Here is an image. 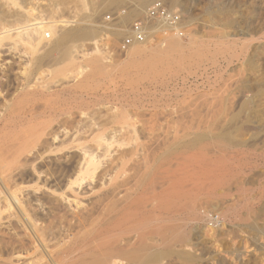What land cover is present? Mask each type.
Masks as SVG:
<instances>
[{
	"label": "rangeland",
	"instance_id": "374dc122",
	"mask_svg": "<svg viewBox=\"0 0 264 264\" xmlns=\"http://www.w3.org/2000/svg\"><path fill=\"white\" fill-rule=\"evenodd\" d=\"M145 1L144 7H138ZM155 1L0 0V34L4 36L0 82L13 94L6 100L23 97L13 83L9 87L5 76L14 79L19 75L22 79L37 71L34 88L45 92L37 100H66L65 108L73 109L68 117L72 127L67 130L73 131L82 115L80 121L87 133L92 123L93 129L102 130L103 144L110 145L109 154L136 149L134 159L128 158L130 173L126 178L134 180L147 173L151 181H174L178 200L172 202L170 191H166L164 196L170 201L160 199L164 204H160L158 216L162 213V222L168 217L169 222L173 219L171 225L168 221L164 225L178 224V234H185L180 238H186L181 241L178 237L185 243L179 245L189 246L202 264H264V0H164L181 12L186 32L181 42L187 43L190 34L202 55L199 52L190 56L183 67L172 64L169 69L136 78L127 67L124 70L128 52L119 53L117 47L132 22ZM41 19L69 22L65 23L67 27H58L56 33H51L50 40H44L46 47L16 36L5 37L7 31ZM83 29L91 30L93 35L79 37ZM71 36L67 44L71 58L63 62L58 49L51 52ZM163 42L156 36L148 48L158 44L164 47ZM7 49L11 50L9 54L5 53ZM95 60L104 65L108 75L98 77L84 89L82 83L93 70ZM72 62L74 67L60 76L58 71ZM74 100H82L83 104L82 114L75 115V119ZM111 116H116L115 122ZM110 118L113 122L108 121ZM126 125L134 131L130 133ZM124 137L127 142H122ZM85 144L96 145L92 140ZM139 151L141 156H136ZM49 158L41 166L39 162L33 164L35 170L25 177L18 194L26 197L31 191L35 197L38 193L46 205L55 201L56 213L61 216H80L97 206L93 210H99L97 197L103 192L99 179L82 190L69 192L62 202L53 191L63 184L54 186L56 189L49 184H35L38 171L55 160ZM66 161L65 165L71 164ZM135 163L141 165L136 167ZM155 172L160 173V178ZM52 202L44 208L53 206ZM169 203L176 205L169 207ZM3 227L0 232L6 231ZM172 256L169 254L166 262H171Z\"/></svg>",
	"mask_w": 264,
	"mask_h": 264
},
{
	"label": "bare ground",
	"instance_id": "6f19581e",
	"mask_svg": "<svg viewBox=\"0 0 264 264\" xmlns=\"http://www.w3.org/2000/svg\"><path fill=\"white\" fill-rule=\"evenodd\" d=\"M144 5H146V1L138 7L142 8ZM68 22H47L45 19L32 22V24L28 22L24 26L7 31L8 34L5 37L16 36L21 40H28L32 44L37 43L45 46L43 42H45L46 36L49 35L51 38V33H56L58 27H67L68 25L65 23ZM51 23L56 24L50 25ZM178 30L183 32L182 36L178 31V35L173 34L162 38L165 42L164 47H160L158 44L156 48L149 49L148 44L151 42L132 46L127 53L128 57L124 70L127 67L129 73L135 75L136 78H142L155 74L166 67L169 69L172 64L182 66L184 62L189 60L190 56L199 55L200 46L198 47V43L192 39L190 34H188L187 43L181 42V37H184L186 33L183 28V21L178 26ZM92 35L91 30L83 29L79 37L85 39ZM3 38L4 36L0 34V46ZM67 39L69 40L60 41L51 52L54 54L55 50L58 49V53H62L60 60L63 62L71 58L67 44L72 41V36ZM10 52L11 50L7 49L5 53L9 54ZM201 53L200 55H202ZM74 65L75 63L72 62L63 67L58 71V74L60 76L66 75ZM92 65L93 70L82 83L81 87L84 89L98 77L108 75L104 65H101L98 60L93 61ZM36 73L37 71L32 75L25 76V78L23 76L22 79V76L19 75V77L15 76L14 79L10 75L5 76L10 84L9 87L13 83L12 87H15V91H20L19 96L23 97L20 100L19 98L6 100L8 96L13 94H10L9 89H6L4 84L0 82V204L3 201V204L0 205V227L6 226V231L0 232V264H120L124 262L126 264H173L175 262L179 264L178 260L181 264H202L201 259L197 258L191 250H188L189 246L179 245V243L185 244L178 241L181 236L185 237V234L181 235L182 233L180 234L179 231V236L178 227H176L178 224L169 226L171 225L170 222L173 221L172 218L169 222L167 215L166 221L162 222V213L158 216V210L164 204L160 203V199L168 197L164 196L166 191H170L169 198L172 199V202L174 199L178 200V186L173 184L174 181L172 183L169 181V178L173 176L168 178L170 183L161 182L160 173L157 172L155 173L159 178L155 179H159V182L149 180L147 173L145 177L139 173L142 177L133 178L134 180L126 178V174L130 173H127V170L130 169L127 168L128 158L134 154L136 149L131 148L132 150L127 152L109 154L110 145L103 144L105 135L101 132L102 130L93 129L92 123L88 126L92 130H88L87 133L84 124L82 126L84 122L80 121L82 115L76 121L75 130H67L70 126L72 127L68 117H71L69 115L72 114L70 111L73 109H67V106L65 108L66 104H63L66 100H37L45 92L34 88L33 82ZM2 96L3 98H1ZM74 102L75 114L72 117L79 116L83 111L82 100H74ZM111 114L113 115V113ZM115 117L111 116L113 121L116 120ZM111 118L108 121L111 122ZM129 123L130 126L133 124ZM130 126H127V129L131 131V128H128ZM129 139L131 140L130 137ZM90 140L94 141L96 145L85 144ZM125 141L127 142L128 138L125 140L124 137L122 142ZM140 151L137 152L138 155L136 154V156L140 155ZM57 156L60 157L57 158ZM49 157L55 158V160L49 165L47 164L45 169L38 171L39 176H36L35 184H49L51 187L63 184L57 189L53 188L56 189L53 191V195L57 194L58 197H56L62 202L67 200L69 192H75V189L82 190L87 187V184L92 185L96 183L94 181L97 180L98 182L99 179L103 186V192L101 189L100 196L97 195L99 210H93L99 208L93 206L92 210L88 209L80 216L69 217L67 216L69 214L61 216L62 214L56 213L55 201H50L53 206L50 204L44 208L46 204L39 199L38 193L36 195L38 198L32 197L33 192L30 194L31 191H28L29 194L28 192L27 194L24 193L26 197L18 194L19 190L22 191L25 177L30 174V171L32 174L35 170L33 164L35 162L40 164ZM67 159L71 164L66 163L65 165L64 162H67ZM144 160L143 162L147 163V160ZM143 162L141 161V163ZM136 164L139 165L140 163ZM131 168L133 169V167ZM143 168L142 171L145 170ZM149 169L148 172L153 174L154 171ZM36 191L39 190L36 189ZM169 198H166L165 201H170ZM50 202L48 201L47 205ZM173 204L169 203L168 206L176 205ZM89 208L91 209V207ZM6 212L7 215L4 214ZM174 213L176 215L175 211ZM167 221L169 222L168 226L164 225V223L167 224ZM180 239L184 241L186 238ZM169 254H173L171 257L173 260L166 262Z\"/></svg>",
	"mask_w": 264,
	"mask_h": 264
},
{
	"label": "built area",
	"instance_id": "2783aa9c",
	"mask_svg": "<svg viewBox=\"0 0 264 264\" xmlns=\"http://www.w3.org/2000/svg\"><path fill=\"white\" fill-rule=\"evenodd\" d=\"M182 21L178 9H172L162 0L155 1L141 17L132 22L129 32L119 42L117 51L127 53L134 45L153 42L156 36L164 38L173 34L178 35V26ZM180 35L182 36L183 32H180ZM46 38L51 39L49 35Z\"/></svg>",
	"mask_w": 264,
	"mask_h": 264
}]
</instances>
